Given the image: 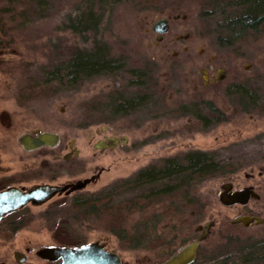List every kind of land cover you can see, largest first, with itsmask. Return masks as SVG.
Returning <instances> with one entry per match:
<instances>
[{"label": "rangeland", "instance_id": "obj_1", "mask_svg": "<svg viewBox=\"0 0 264 264\" xmlns=\"http://www.w3.org/2000/svg\"><path fill=\"white\" fill-rule=\"evenodd\" d=\"M232 1L0 0V175L19 181L32 173L26 182L60 185L99 176L37 208L50 209L47 221H3V260L28 243L37 249L101 241L125 262L153 264L159 241L168 244L175 234L190 241L200 235L198 224L212 221L207 250L261 249L264 225L236 230L231 221L240 207L220 200L227 183L234 190L253 185L261 199L244 211L264 219V28L241 37L226 32L221 25ZM87 18L99 22L97 33L84 30ZM166 18L170 28L161 38L153 28ZM100 46L126 67L77 85L57 71L78 51ZM139 75L143 86L135 84ZM114 94L145 96L139 108L116 117L105 107ZM44 132L58 134V145L23 148L21 136ZM109 138L117 143L96 147ZM194 151L211 153L223 172L160 197L159 183L136 184L140 171ZM122 180L133 184L111 199L110 206H122L116 212L75 207ZM233 259L264 264V257Z\"/></svg>", "mask_w": 264, "mask_h": 264}, {"label": "trees", "instance_id": "obj_2", "mask_svg": "<svg viewBox=\"0 0 264 264\" xmlns=\"http://www.w3.org/2000/svg\"><path fill=\"white\" fill-rule=\"evenodd\" d=\"M227 7L230 13L225 16L221 26L227 29L225 31L229 32L230 35L241 37L245 36L250 30L257 31L264 28V0H233ZM228 9L225 11H228ZM85 23L84 30H92L96 33L99 31L98 21H89L87 18ZM74 28V30H79L77 27ZM125 67L124 59L110 56L108 49L100 46L92 51H78L68 63L60 66L57 71L65 70L66 82L77 85L84 78L108 75L123 70ZM134 74L136 73L134 72ZM141 81L140 76L135 84L143 86L144 82ZM144 96L136 95L131 99H127L124 96L114 94L105 107L109 115L116 117L128 115L141 106ZM202 118L199 117V119L204 120V117ZM223 167L211 153L194 151L185 155L184 158L166 160L161 167L140 171L136 175L135 181H138L136 184L159 183L160 186H157L154 193L160 197L161 195L179 192L184 187L191 186L198 181L201 182L215 177L223 172ZM128 184H133L132 180L118 181L100 192L99 197L84 199L80 203H76L75 207L83 208L91 214L119 209L122 207L121 205L110 206V201L116 194L121 192L119 191L121 188H126ZM115 214L117 215V213ZM251 247L254 246L251 245ZM257 247L263 249L264 243H259ZM242 258L245 260L253 259V257Z\"/></svg>", "mask_w": 264, "mask_h": 264}, {"label": "flooded vegetation", "instance_id": "obj_3", "mask_svg": "<svg viewBox=\"0 0 264 264\" xmlns=\"http://www.w3.org/2000/svg\"><path fill=\"white\" fill-rule=\"evenodd\" d=\"M162 20H167L161 25L162 29H165L162 33H158L155 30V27L153 28L156 33L159 34V36L162 38L165 33L169 31L170 25V19H162ZM161 34V35H160ZM222 75V74H221ZM22 137V136H21ZM107 144L109 142L106 141ZM23 148L26 151H33V150H28L24 146ZM41 148V147H40ZM39 149V148H38ZM29 164L26 163L25 166H23L24 171L23 172H30ZM41 167V166H38ZM45 167V166H44ZM29 168V170H28ZM32 170V169H31ZM43 170V169H42ZM41 172H44L43 170ZM47 171V170H46ZM1 172V170H0ZM40 172V173H41ZM31 179H33V175L31 173ZM29 178H22L21 180L17 181L14 180V177L11 176H1L0 175V192H3L5 190L11 189V188H16L24 193L29 192L30 190L41 186V185H53V186H62L59 183H54L53 180H39L40 182L34 181L33 183L26 182V180H30ZM33 181V180H32ZM231 184L229 188H224L225 185H223V191L221 194L225 195V199H230L235 193H242L241 195V200L239 202L235 203H224V205L228 206H238L240 207V213L237 215V217L231 221L232 226L235 227L236 230H241L242 228L244 230H247L249 228H253L254 226H262L264 225V219L259 215V213L256 210L250 209L249 211H244L245 208L250 207V204H253L254 200H260L261 195L259 194L258 190L253 185H247L244 186L243 188H239L234 190V185L232 183H227ZM73 193V192H72ZM67 195L66 193L62 194H56L53 197L43 200L42 202H34L30 201L22 206H20L18 209L8 212L4 215L0 216V247L2 246V233L6 230L3 227V221H35V220H42V221H47L50 217V209L48 207L43 210V213L40 214L38 211H36L37 208L45 207L48 206L49 203L55 199V197H62V196ZM220 197V200H221ZM244 216H249V217H256L259 218L260 221H251L250 224L246 225L242 221H238L239 218L244 217ZM215 227V222H207L205 224H198L196 226V231L200 233V235L190 241L188 239L182 240L178 234L171 235V239L169 240L168 244H162V242H158L156 247L160 253H158L156 256V262L153 264H166L172 257L176 256L179 254L181 251H183L186 247H188L190 244L194 242H198V245L196 247L194 257L192 258L191 261L186 262L185 264H238V260L233 259V258H238V257H264V250L263 249H250V250H236V251H231V250H226V251H210L205 248L204 243L207 242L209 239L212 229ZM244 234V233H242ZM237 240L239 242L243 241V239L238 236ZM56 244L54 246H46V247H40V248H34L32 245L29 243L26 244L21 250L15 251L12 255L11 261L8 260H3L2 259V252L0 248V264H63V259H48L43 256V251L44 249L47 248H80V247H70L67 246L66 244ZM96 243L99 246H101L105 251L112 252L118 255L120 259V264H130L128 261H123L122 258L118 253L115 251L109 249L106 245L105 242L101 241H95L89 244ZM85 244L83 246L89 245ZM204 245V246H203ZM240 254V255H238ZM164 255V256H163ZM236 255V256H234ZM234 256V257H233ZM164 257V258H163ZM34 260H33V259ZM150 258H146L145 261L139 262V264H144L146 261H149Z\"/></svg>", "mask_w": 264, "mask_h": 264}, {"label": "water", "instance_id": "obj_4", "mask_svg": "<svg viewBox=\"0 0 264 264\" xmlns=\"http://www.w3.org/2000/svg\"><path fill=\"white\" fill-rule=\"evenodd\" d=\"M167 20H160L156 23L155 30L162 33L165 29L161 25ZM109 143L112 145L117 143L115 138H109ZM58 134L55 133H36V135H23L20 138V143L28 150H36L43 146L55 147L58 145ZM106 141H100L96 147H106ZM99 176L94 175L85 180L69 183L62 186L41 185L27 193H24L16 188H11L0 192V216L8 212L18 209L20 206L34 201L36 203L49 199L56 194H70L75 191L83 190L87 185L94 182ZM231 184H226L224 188H229ZM226 193L222 195L221 201L227 204L239 202L242 193H235L230 199H225ZM246 225L251 221H260L259 218L244 216L238 219ZM198 242H194L186 247L176 256L172 257L166 264H185L194 257V253ZM43 256L48 259H63V264H120V259L117 254L105 251L96 243L82 246L80 248H47L43 251Z\"/></svg>", "mask_w": 264, "mask_h": 264}]
</instances>
